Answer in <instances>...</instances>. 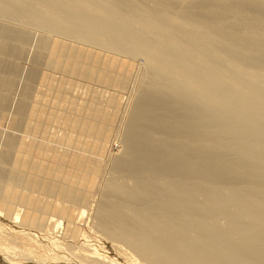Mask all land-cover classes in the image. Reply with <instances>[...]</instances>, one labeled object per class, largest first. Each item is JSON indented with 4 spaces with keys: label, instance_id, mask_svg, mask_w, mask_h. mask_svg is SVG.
<instances>
[{
    "label": "bare ground",
    "instance_id": "bare-ground-1",
    "mask_svg": "<svg viewBox=\"0 0 264 264\" xmlns=\"http://www.w3.org/2000/svg\"><path fill=\"white\" fill-rule=\"evenodd\" d=\"M31 31L0 261L264 264V0H0V122Z\"/></svg>",
    "mask_w": 264,
    "mask_h": 264
},
{
    "label": "rangeland",
    "instance_id": "rangeland-1",
    "mask_svg": "<svg viewBox=\"0 0 264 264\" xmlns=\"http://www.w3.org/2000/svg\"><path fill=\"white\" fill-rule=\"evenodd\" d=\"M37 39H38V32H36V31H31L30 32V35H29V37H28V40H27V42H26V45L24 46V49H23V52H22V54H21V56H20V60H19V72H18V75L16 76V78L14 79V81H13V84H12V87H11V90H10V93H9V98H8V103H7V116H6V119H4L2 122H0V124H1V128L2 129H4V131H3V133H2V136H4V133L6 132V130L9 128V125H8V117H9V114L10 113H12L13 112V109H14V107H15V105L17 104V102H18V100H19V98L18 97H20V93H21V91H22V89L24 88V85H25V83H26V76H27V74H28V70L32 67V65H33V56H34V54H35V52H36V50H35V44H36V41H37ZM32 43V44H31ZM138 60V61H137ZM134 61H136V62H139V61H141V59L140 58H138V59H136V60H134ZM55 72H57V73H54V76H58V71H55ZM87 81H89L90 83H92V85L93 86H96V87H98V88H104V87H102V86H99V85H97V83H95V81L94 80H92V79H89V80H87ZM94 84H96V85H94ZM75 86H77L76 88H75V91L76 92H78V93H80L81 91H82V86H81V84H75ZM130 86V84L128 85V87ZM128 87H126L125 89H119L117 86H115V85H112V84H106L105 85V90H107V91H111V92H116L117 90H118V93H120V95H121V100H124L125 99V96H126V93L128 92L127 91V89H128ZM42 86H40V85H38V82H34V83H32V86H31V89H32V93L33 92H35V90H42ZM116 90V91H114V90ZM124 93V94H122V93ZM16 93V94H15ZM17 97H16V96ZM33 96V95H32ZM52 96H51V94L50 93H46L44 96H42V99H39V98H37V100H40L41 102H42V104H45V105H43V107L47 110L48 108H50V106H52ZM61 110H58V112H60ZM114 125H115V123H114ZM113 142H112V140H110V142H108V147L110 146V147H113L114 146V144H112ZM113 145V146H112ZM109 147V148H110ZM0 149H1V144H0ZM67 167V171H69V169L71 168V166L69 167V166H66ZM89 203V205H90V203H91V199H90V201L88 202ZM89 205H88V207H89ZM81 210L83 209V208H80ZM86 213V214H85ZM87 214H88V210L86 209V208H84V213H83V219L85 220V219H87ZM85 216V217H84ZM83 232H81V231H79V239L81 238L80 237V235L82 234ZM19 242H23V243H20L18 246L21 248V250H27V251H30V250H33V251H30L32 254H31V256H32V258H31V256L30 257H25V256H23V255H18V254H16V255H13L12 254V259L10 258V262H12L13 260V263L15 264H22V263H24V264H35V263H37V262H34V261H36V260H41V256H43V258H44V256H47V252L46 251H44L42 248H39L38 246H36V245H34V244H32V243H30V242H25V241H20L19 240ZM29 243V244H28ZM23 244V245H22ZM21 246H25V247H21ZM26 247H27V249H26ZM38 247V248H37ZM19 248V249H20ZM23 248V249H22ZM37 251V253H35L36 251ZM23 252V251H22ZM20 253V252H19ZM24 253V252H23ZM20 254H22V253H20ZM41 256H40V255ZM44 254V255H43ZM39 255V256H38ZM22 256V257H21ZM39 257V258H38ZM26 258V259H25ZM37 258V259H36ZM46 258V257H45ZM30 259H35V260H33L32 262H34V263H32V262H30L31 260ZM18 262H17V261ZM27 260H29V262L27 261ZM24 261H26V262H24ZM0 264H7V263H5L4 261H0Z\"/></svg>",
    "mask_w": 264,
    "mask_h": 264
}]
</instances>
